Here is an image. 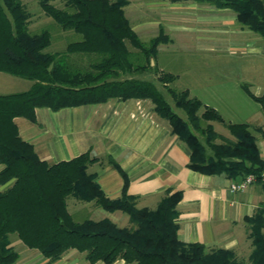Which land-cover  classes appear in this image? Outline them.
<instances>
[{
	"label": "trees",
	"instance_id": "1",
	"mask_svg": "<svg viewBox=\"0 0 264 264\" xmlns=\"http://www.w3.org/2000/svg\"><path fill=\"white\" fill-rule=\"evenodd\" d=\"M196 1L234 10L243 25L264 38V1ZM38 3L62 30L73 31L81 39L68 44L64 52H47L51 33L30 32L31 13L23 1L0 0V72L32 82L28 91L0 95V185L11 183L0 192V264H15L19 259V253L10 247L11 236L51 261L76 250L91 264H114L118 259L128 264H245L232 250L208 249L179 239L177 207L182 192L167 193L155 209H140L136 198L128 194V176L109 158L125 180L121 197L112 200L87 172L98 161L90 152L50 165L20 137L14 120L36 121L37 108L57 112L113 99H150L154 111L190 149L189 169L210 176L224 174L234 182L264 172L257 139L247 124L226 123L215 109L188 91L171 87L177 77L155 63L158 47L168 41L167 36L160 34L143 42L126 17V0ZM83 58L87 63L80 64ZM150 74L157 76L162 89L141 78ZM166 95L186 118L175 111ZM250 95L264 111V97ZM213 122L225 125L234 140L218 134ZM70 197L94 202L108 212L121 211L135 228H121L109 219L78 222L68 210ZM248 223L254 247L250 260L264 264L263 213Z\"/></svg>",
	"mask_w": 264,
	"mask_h": 264
},
{
	"label": "crops",
	"instance_id": "2",
	"mask_svg": "<svg viewBox=\"0 0 264 264\" xmlns=\"http://www.w3.org/2000/svg\"><path fill=\"white\" fill-rule=\"evenodd\" d=\"M22 1L27 9L33 1L38 2ZM126 2V17L142 41L144 37L151 40L160 34L168 38L158 47L155 63L179 46L205 54L206 58L210 56L212 61L215 55L224 53L243 56L246 66L241 68V77L232 79L224 73H219L217 78L213 74H195L198 79L206 77L207 83L197 88L196 95L187 91L191 97L215 109L226 123L247 124L264 160V111L250 95L264 97L263 36L243 25L234 10L217 8L208 1ZM33 18L31 13L29 27ZM157 65L161 71L172 74L167 64L160 61ZM31 86L29 80L0 72V95L25 92ZM14 122L20 137L34 147L41 161L50 165L90 152L98 161L87 172L112 200L121 197L125 180L109 163V158L128 176V194L136 198L140 209H155L167 193L182 192L177 207L178 237L182 242L232 250L243 263L245 254L250 258L253 239L248 219L259 212L264 215V182H256L244 192H233L234 181L226 175L210 176L189 169L190 149L172 133L169 122L154 111L150 99H113L105 104L57 112L42 107L36 109V121L17 117ZM211 124L215 129V122ZM2 169L0 165V172ZM10 185H0V192ZM67 205L71 214L70 205L74 212L87 210L92 216L90 220L109 219L121 228L130 223V218L120 214L121 211L108 212L94 202L70 197ZM10 247L19 253L15 264H91L84 253L76 250L51 261L27 248L17 236H11ZM114 264L128 263L118 259Z\"/></svg>",
	"mask_w": 264,
	"mask_h": 264
},
{
	"label": "rangeland",
	"instance_id": "3",
	"mask_svg": "<svg viewBox=\"0 0 264 264\" xmlns=\"http://www.w3.org/2000/svg\"><path fill=\"white\" fill-rule=\"evenodd\" d=\"M28 9L32 13V16L34 17L31 22L30 32L32 34H39L44 30H48L51 33L52 43L51 46L46 50L47 52L50 53L64 52L68 44L81 39V37L78 34H75L73 31L62 30L61 27L53 19L47 17L44 14L37 1H33L32 4L28 6ZM148 41H150V38L144 37L143 42L147 43ZM160 61L161 63L163 62V64L165 65L167 64L166 67H168L170 71H172V74L177 77V80L171 85V87L176 89L177 91H187V90L191 91L193 95L197 94V88L200 85L207 83L206 77H202L201 79H198L197 77L195 78V74L201 73L207 76L213 74L215 78H217L219 73H224L225 75H228L229 78L231 77L232 79H235L241 77L242 75L241 68L243 69V67L246 66V64L244 63L245 60L243 59V56H241V54L239 53H236L234 55H230L228 53L220 54L219 56L215 55L212 61L210 56L209 57L207 56L206 58L205 54H199L195 50L188 48L185 49L182 46H179L178 48L173 49L170 53H167L166 55L160 57L159 60H156L157 62L156 65ZM79 63L80 64L87 63L86 58L79 60ZM141 78H145V79L147 78L155 82L159 86V84L155 79L157 78V76L154 74L142 76ZM166 97L168 100L171 101L175 111L183 118H186V114L182 110L174 106L171 98L168 97L167 95ZM215 131L218 134H222L223 136L225 135L224 136L225 138L232 139L233 137L231 134L229 135L228 131L225 129L224 126H222L220 123L217 122H215ZM232 140H234V137ZM216 142L221 143L220 140H217ZM72 200L76 201L75 199ZM71 206L72 205H70V211L72 212L76 221L82 222L92 217L87 212V210L74 212ZM120 214H124L126 218L129 217L127 214L123 212ZM125 225L126 228H130V229L135 228V225L131 221L130 223ZM249 259L245 254L244 255L245 264H252L251 260Z\"/></svg>",
	"mask_w": 264,
	"mask_h": 264
},
{
	"label": "built area",
	"instance_id": "4",
	"mask_svg": "<svg viewBox=\"0 0 264 264\" xmlns=\"http://www.w3.org/2000/svg\"><path fill=\"white\" fill-rule=\"evenodd\" d=\"M256 182H264V172H262L259 175H249L245 177L244 179H242L241 181L234 182L231 185V190L233 192H244Z\"/></svg>",
	"mask_w": 264,
	"mask_h": 264
},
{
	"label": "water",
	"instance_id": "5",
	"mask_svg": "<svg viewBox=\"0 0 264 264\" xmlns=\"http://www.w3.org/2000/svg\"><path fill=\"white\" fill-rule=\"evenodd\" d=\"M152 65H154V60H152Z\"/></svg>",
	"mask_w": 264,
	"mask_h": 264
}]
</instances>
